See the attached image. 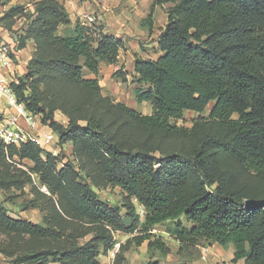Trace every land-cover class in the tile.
Instances as JSON below:
<instances>
[{
	"label": "trees",
	"instance_id": "16d2710c",
	"mask_svg": "<svg viewBox=\"0 0 264 264\" xmlns=\"http://www.w3.org/2000/svg\"><path fill=\"white\" fill-rule=\"evenodd\" d=\"M155 5L167 15L162 54L133 63L135 99L150 103L147 114L99 84L100 63L117 61L122 38L72 21L58 0L15 4L0 17L11 32L15 16L25 17L12 34L15 50L31 40L33 51L11 88L58 145L53 154L32 141H0V190L12 192L0 200L8 264H102L116 232L131 236L112 264L144 241L151 254L166 255L170 247L152 229L167 223L179 252L231 243L232 262L264 264V208L244 206L264 200V0H154L150 26ZM114 76L124 81L126 73ZM185 110L198 114L190 127L176 123ZM109 187L120 188V205L99 197ZM19 195L21 209L38 210L40 221L9 214L5 201ZM146 264L166 263L151 255Z\"/></svg>",
	"mask_w": 264,
	"mask_h": 264
},
{
	"label": "rangeland",
	"instance_id": "374dc122",
	"mask_svg": "<svg viewBox=\"0 0 264 264\" xmlns=\"http://www.w3.org/2000/svg\"><path fill=\"white\" fill-rule=\"evenodd\" d=\"M82 1L83 2L86 1L87 3H89V2L94 3V0H80L79 2H82ZM95 1L99 2V4L97 2L98 5L96 3H94L95 5H97V6H103L104 5V7L106 9L109 7L111 8L112 3H113L112 0H95ZM15 4L24 5L28 9L32 8V0H0V17L12 5H15ZM76 6H79V5H77V3H76ZM138 8H139V9H137V11H139L138 14L141 15L142 11H141L140 7H138ZM161 10L164 13V9L162 7H161ZM162 11L157 10L154 12L155 13L154 18L156 19V21H155L156 24L163 23V16L161 14ZM83 13H88V12L80 13L77 16V19H79L81 14H83ZM88 14H90V13H88ZM91 15H93L95 17L93 22H96V25H101L100 21L98 19L97 13L93 12ZM25 24H26V20H25L24 16H22V15L15 16V23L12 26V31L17 33L23 26H25ZM155 30H157V29H155ZM64 31H65V28L61 27L59 30V34H63ZM13 32L8 31L7 29L3 28L0 24V36L2 38H4L11 46H13V49H15V42H13V35H12ZM153 32L155 33V31H153ZM151 33L152 32H150V34ZM150 34H148L145 37H144V35H141L142 37L139 38V44L141 46V49H143V50L146 49L147 48L146 45H148L150 42L153 41V38L150 36ZM133 37H135V36H133ZM136 37H138V36H136ZM149 39H151V40L149 41ZM131 40H132V37L130 36L129 41L127 43L128 48L131 47V45L129 43V42H131ZM142 45H144V46H142ZM124 47H125V45H124ZM143 50H141V51H143ZM129 51L131 52V48ZM15 53H16V51H15ZM136 56L137 55H134V57H136ZM16 59H17V56H16ZM126 61H127L126 59L123 60V67H125L127 64V67L129 68L131 60L127 61V63H126ZM100 69H101V72H99V74H101V77H103V74H104V76H106L109 80L111 79L112 76H114V73L116 72V71H113V65L109 67V64L103 65L102 68H100ZM120 70L123 71V68L121 67ZM15 73H16V70H15ZM106 81H107V79H106ZM114 83H116L115 80H114ZM105 88H108V90L111 89V90H109L110 92H107V93H112L111 96L115 100L123 101L129 106L132 105L133 108L137 109L138 111H140L142 113L147 114V113L151 112L150 104H148V103L145 104L143 102H141V103L137 102V100L135 99V96L133 95L134 93H132V91H131L129 84H124V83L118 82L117 84H112V85L107 84L106 87L103 86V91H105ZM212 105H213V102H211L207 106L205 111L202 113L203 116L208 115ZM197 116H198L197 113L190 111V110H185L183 112L182 118L179 119L178 121H176V123H177V125H180V126L190 127L192 120H194ZM40 128L45 129V127H43L42 125H40ZM55 136H56V134H55ZM53 145H54V143H53ZM55 146H57V148H58V145L56 142H55ZM48 148H49L48 151H50V150H53L54 147L50 146ZM69 151H70L69 145L64 144L62 147L61 153L67 154V153H69ZM60 156H61V154H60ZM29 189H30V186H26V191H29ZM11 193L12 192H4V191L0 190V200L6 199V197ZM97 193L102 200H105L112 205H114V204L120 205L122 202V193H121L120 188H118V187H115V188L109 187L106 189H101V190H98ZM25 197L26 196L19 195L18 197H14L12 201H5L4 204L7 207L9 214L12 216H15L17 218H27V219H30L31 221H34V222L40 221L41 220V213L38 210H22L21 209V207H20L21 201ZM137 207L139 210L140 206H137ZM124 213H125V210L122 209V215H124ZM140 213H141V210H140ZM182 220L184 221V218H182ZM184 224L186 226H188V223H186L185 221H184ZM172 226H173L172 223L159 224L155 227V232H154L155 234L161 233L163 235L162 239L165 241L166 245L170 247L169 253H167L166 255H161L158 251H155L154 253L151 254L147 250V241H144L139 246H136L134 244L131 245V247L125 252L126 258H125L123 264H146L147 261L151 258V255H152L153 259L158 258V259L164 260V262H167L170 264L171 263L172 264H179L183 261L186 262L187 264H191L193 261L200 258L199 254H200V251L202 250V248H205V246H208L207 244H209V246H210L209 242H207L205 244L201 243V244L197 245L195 248H193V247L184 248L182 250V252H179L178 251L179 246H176V241L173 239L172 236H169L165 233V229L167 227H172ZM130 236L131 235H129L127 233L116 232L114 235V239H115L116 243H115L113 249L108 254H106V255L101 254L98 257V259L100 261H102L101 263L102 264H112L113 254L117 250L119 244L125 242L126 239H128ZM227 262H229V261H227ZM52 264H54V263H52ZM214 264H226V263L219 261V262H216Z\"/></svg>",
	"mask_w": 264,
	"mask_h": 264
},
{
	"label": "crops",
	"instance_id": "0c3cea01",
	"mask_svg": "<svg viewBox=\"0 0 264 264\" xmlns=\"http://www.w3.org/2000/svg\"><path fill=\"white\" fill-rule=\"evenodd\" d=\"M58 1L63 3L72 21H75L77 19V16L82 12H88L90 14H92L93 12H96L98 19L100 21V24L102 25V28H103L102 31L108 34H112L116 37H120L124 40L125 47L119 51L117 61L114 64H109V67L113 65V71L120 70V68L122 67L123 72L124 73L126 72L125 80L123 81L121 77H118V76H112L111 79L109 80L106 76H104V74H103V77H101V74H98V80H99V84L102 87V91H103V86L106 87L107 84L112 85V84H117L118 82L119 83L121 82L124 84H129L132 93H134V89L138 86L137 83L133 82V63L135 60L134 55H137L143 59L145 58L156 59L159 55L162 54V52L158 49L157 37H158V34L160 33V30L164 27V25L167 22V15L165 13V10L163 13V11L161 10V6L155 5L153 7L155 11L157 10L162 11L161 14L163 16V23L156 24L155 22L156 19L154 18L155 11L152 9V25L150 26L144 23V19L150 13L151 5L153 4L154 0H112L113 1L112 7L111 8L109 7L107 9L104 7V5L97 6L99 2L97 1L98 2L97 4L95 0H94V3H96L97 5H95L93 2H89V3H87L86 1L79 2L80 0H58ZM76 3L79 6H76ZM138 7H140L142 11L141 15L138 14L139 12L137 11V9H139ZM153 31H155V33ZM150 32L152 33L150 34ZM148 34H150V36L153 38V41L150 42L148 45H146L147 48L143 50L141 49V46L139 44V38L142 37L141 35H144L145 37ZM130 36L132 37L131 42H129L131 45L130 47L131 52L129 51L130 48H128V45H127ZM150 40L151 39H149V41ZM13 42H14V39H13ZM141 50H143L145 53ZM15 51H16V56H17L16 64H15L16 75H22L26 71L27 61L30 59L32 55L33 42L29 40L27 41L26 46L24 48L20 50H15ZM125 59L127 61L131 60L129 68L127 67V64L125 67H123V60ZM105 64L106 63L101 62L100 68H102V66ZM99 72H101V69H99ZM88 76L92 77L91 74H89ZM114 80L116 81V83H114ZM109 90L108 88H105V91H103V93L111 96L112 93H107V92H110ZM117 101H120V100H117ZM143 103L150 104L149 102H145V101ZM130 107H132V105ZM56 119L61 120L63 123H66V118L61 114H57ZM21 123L25 125V122L23 120H21ZM38 128L39 130L44 129V128H40V126ZM69 148H70V145H69ZM12 217H15V216H12ZM165 233L169 235L166 231ZM207 245L208 246H205V248H202V250L200 251V254H199L200 258L196 259L191 264H214L219 261L225 262L226 264H244L243 259L237 260L236 262H232L234 247L231 243L225 247L215 242L210 243V246L209 244ZM176 246H178L177 242H176ZM159 260L163 263L170 264V263L164 262V260H161V259ZM5 263L7 262L4 260V257L0 254V264H5Z\"/></svg>",
	"mask_w": 264,
	"mask_h": 264
},
{
	"label": "built area",
	"instance_id": "2783aa9c",
	"mask_svg": "<svg viewBox=\"0 0 264 264\" xmlns=\"http://www.w3.org/2000/svg\"><path fill=\"white\" fill-rule=\"evenodd\" d=\"M94 18L91 14L83 13L79 19L84 25H90ZM15 64V49L0 36V141L5 145H19L32 141L46 150L53 146V150L50 151L56 154L55 134L51 130H39L41 124L38 117L29 112L12 91L11 83L17 81ZM152 231L155 232V228Z\"/></svg>",
	"mask_w": 264,
	"mask_h": 264
},
{
	"label": "water",
	"instance_id": "95a60500",
	"mask_svg": "<svg viewBox=\"0 0 264 264\" xmlns=\"http://www.w3.org/2000/svg\"><path fill=\"white\" fill-rule=\"evenodd\" d=\"M244 206L247 208H256V207L264 208V200L263 199H249L244 202Z\"/></svg>",
	"mask_w": 264,
	"mask_h": 264
}]
</instances>
